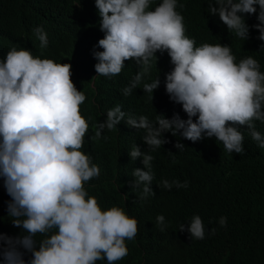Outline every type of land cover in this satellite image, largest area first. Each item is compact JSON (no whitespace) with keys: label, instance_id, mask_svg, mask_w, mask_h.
<instances>
[{"label":"clouds","instance_id":"1","mask_svg":"<svg viewBox=\"0 0 264 264\" xmlns=\"http://www.w3.org/2000/svg\"><path fill=\"white\" fill-rule=\"evenodd\" d=\"M207 4V10L185 14L179 0H95L104 33L95 46L103 51H93L97 76H117L126 61H135L138 71L123 94L131 95L142 84V94L154 99L161 86L158 71L168 69L166 94L187 119L177 112L171 118L158 114L153 122L116 105L103 122L90 125L81 111L87 96L72 79L71 63L34 56L30 48L0 49V179L10 197L8 221L21 229L17 235L0 232V264H117L129 254L126 241L138 235L137 218L121 207L103 209L85 187L101 174L82 151L90 127L93 142L106 140L105 130L114 131L122 122L144 131L148 151L134 144L129 152L131 161L142 158L144 166L133 170L131 182L141 201L155 195L151 152L170 143L165 133L179 137L174 147L180 151L185 149L181 139L197 143L215 138L225 152L241 155L245 133L264 149V72L259 61L248 56L237 62L229 45H200L188 29L224 24L230 34L247 41L254 28L257 39L264 41V0ZM249 16L258 23L250 26ZM69 22L80 28L73 19L61 18L47 29H33L42 51L59 33L69 32ZM82 34L80 28L74 48L80 47ZM157 53L163 54L161 62ZM147 76L154 80L144 82ZM173 185L188 187L167 179L158 187L171 190ZM219 225L226 227L227 217H220ZM156 226L165 231L164 215L156 217ZM180 231L192 240L206 235L200 215L181 224ZM215 232L212 228L211 234Z\"/></svg>","mask_w":264,"mask_h":264},{"label":"trees","instance_id":"2","mask_svg":"<svg viewBox=\"0 0 264 264\" xmlns=\"http://www.w3.org/2000/svg\"><path fill=\"white\" fill-rule=\"evenodd\" d=\"M179 1L185 7V14L208 8L207 0ZM61 18L73 19L82 29L80 47L74 48L80 28L69 22V32L59 33L42 51L33 29L39 26L47 29ZM99 21L95 0H0V49L30 48L34 56L71 63L72 79L87 96L81 111L90 125L103 122L107 111L116 105L128 115H145L153 122L158 114L171 118L177 112L187 119L182 107L170 101L166 94L164 79L168 69L158 71L161 86L154 92V99L142 94V84L131 95L123 94L138 71L135 61H126L117 76H97L98 61L93 51H103L95 46L104 37ZM246 22L250 26L258 23L255 16L247 17ZM188 29L200 45L227 44L237 62L252 56L264 72V47H261L264 41L257 39L256 29H250L247 41L230 34L224 24ZM157 56L161 62L163 54L157 53ZM152 80L147 76L144 82ZM93 134L90 127L82 151L99 165L101 174L85 185L89 195L97 197L103 209L121 207L138 220V235L126 241L129 254L117 264H264V149L247 133L244 134L245 153L241 155L225 152L215 138L197 143L181 139L185 149L180 151L174 147L179 137L165 133L170 143L151 152L155 195L144 201L139 199V190H132L131 183L133 170L144 167L142 158L131 161L129 156L134 144L148 151L142 141L144 131L129 128L122 122L114 131L105 130L106 140L93 142L90 140ZM165 179L187 182L188 187L173 185L171 190L158 187ZM9 199L0 179V232L17 235L21 229L12 227L7 218ZM158 215L166 218L165 231L156 226ZM195 215H200L205 225L203 240H192L187 232L180 231V225L187 224ZM222 216L227 217L226 227L219 225ZM212 228L216 229L215 234H211ZM97 264H107V261Z\"/></svg>","mask_w":264,"mask_h":264}]
</instances>
